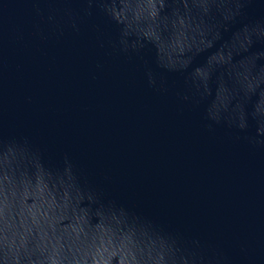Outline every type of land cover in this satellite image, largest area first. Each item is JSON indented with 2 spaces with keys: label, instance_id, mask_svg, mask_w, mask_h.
<instances>
[{
  "label": "water",
  "instance_id": "95a60500",
  "mask_svg": "<svg viewBox=\"0 0 264 264\" xmlns=\"http://www.w3.org/2000/svg\"><path fill=\"white\" fill-rule=\"evenodd\" d=\"M0 264H264V0H0Z\"/></svg>",
  "mask_w": 264,
  "mask_h": 264
}]
</instances>
